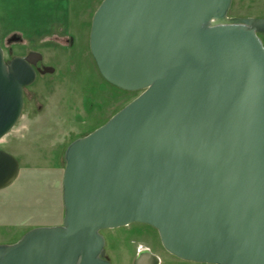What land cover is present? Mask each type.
Returning a JSON list of instances; mask_svg holds the SVG:
<instances>
[{"label":"water","instance_id":"95a60500","mask_svg":"<svg viewBox=\"0 0 264 264\" xmlns=\"http://www.w3.org/2000/svg\"><path fill=\"white\" fill-rule=\"evenodd\" d=\"M230 5L102 0L92 59L108 84L141 94L66 148L62 224L0 245V264H110L101 231L130 224L184 261L264 264V19L225 23ZM40 59L6 63L0 47V139ZM18 172L0 150V190Z\"/></svg>","mask_w":264,"mask_h":264},{"label":"rangeland","instance_id":"374dc122","mask_svg":"<svg viewBox=\"0 0 264 264\" xmlns=\"http://www.w3.org/2000/svg\"><path fill=\"white\" fill-rule=\"evenodd\" d=\"M102 0H0L4 61L39 54L34 83L23 90L21 116L0 139L16 158L17 178L0 190V245L38 227L62 224L64 153L138 97L102 79L89 50L92 16ZM264 0H232L226 18L264 17ZM264 46V36H259ZM141 231L144 235H136ZM110 264H133L134 249H149L162 264H193L165 251L158 233L142 224L101 231ZM142 234V233H139ZM141 236V237H140Z\"/></svg>","mask_w":264,"mask_h":264},{"label":"flooded vegetation","instance_id":"af4514ba","mask_svg":"<svg viewBox=\"0 0 264 264\" xmlns=\"http://www.w3.org/2000/svg\"><path fill=\"white\" fill-rule=\"evenodd\" d=\"M231 3H232V0H231ZM264 5V4H263ZM231 6V5H230ZM236 18H250V17H236ZM229 19H231V18H229ZM252 19H264V17H256V18H252ZM259 36H264V35H262V34H260ZM41 61V59L36 63V65L34 66V69L35 70H37V64L39 63ZM36 75H37V72H36ZM131 225H133V224H131ZM128 226H130V225H128ZM145 226H147V225H145ZM125 227H127V226H125ZM149 227V226H148ZM151 228V227H150ZM155 230V229H154ZM139 233H142V234H139ZM134 234H136V235H144L143 234V232H139V231H137L136 230V232H134ZM140 236V237H141ZM143 237V236H142ZM105 240V239H104ZM105 247V246H104ZM146 250V248H143V247H140V249H134V260H133V264H135V261L138 259V258H140L142 255H144V254H152V255H154L155 257H157L158 258V262H157V264H162L163 262H162V260L157 256V255H155V254H153L149 249H147L148 250V252H146L145 251ZM166 251V250H165ZM167 252V251H166ZM168 253V252H167ZM171 255V254H170ZM106 256V255H105ZM172 256V255H171ZM107 257V256H106ZM174 257V256H173ZM177 260H181V259H178L177 257H175ZM107 259H108V261H109V258L107 257ZM184 261V260H183ZM189 262V261H188ZM109 263H110V261H109ZM193 264H197V263H194V262H192Z\"/></svg>","mask_w":264,"mask_h":264},{"label":"bare ground","instance_id":"6f19581e","mask_svg":"<svg viewBox=\"0 0 264 264\" xmlns=\"http://www.w3.org/2000/svg\"><path fill=\"white\" fill-rule=\"evenodd\" d=\"M224 22L227 23V22H229V20H228L227 18H225V19H224Z\"/></svg>","mask_w":264,"mask_h":264}]
</instances>
